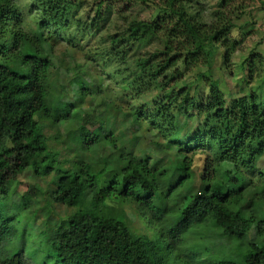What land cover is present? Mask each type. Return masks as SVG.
<instances>
[{
  "label": "trees",
  "instance_id": "trees-1",
  "mask_svg": "<svg viewBox=\"0 0 264 264\" xmlns=\"http://www.w3.org/2000/svg\"><path fill=\"white\" fill-rule=\"evenodd\" d=\"M116 1L101 0L92 29H106ZM125 1L130 12L145 8L153 19L121 16L124 27L103 38L96 58L123 84L125 106L106 98V111L95 114L85 107L100 85L66 74L56 83L59 68L44 46L53 50L49 42L72 27L80 6L33 0L39 24L29 33L15 3L0 0L1 37L13 24L0 60V251L17 234L18 216L39 222L28 194L8 204L20 177L32 176L46 184L43 198L71 211L55 220L51 205L40 209L57 264H264V173L258 184L248 177L264 156V57L245 60L250 89L232 101L212 69L220 50L231 68L241 48L233 38L239 21L264 0H219L213 11L204 10L206 0ZM198 67L210 76L186 82ZM66 82L76 98L67 107ZM49 129L67 131L65 150L59 136L62 150L51 146ZM149 132L152 140L139 150ZM23 253L0 256V264H25Z\"/></svg>",
  "mask_w": 264,
  "mask_h": 264
},
{
  "label": "rangeland",
  "instance_id": "rangeland-1",
  "mask_svg": "<svg viewBox=\"0 0 264 264\" xmlns=\"http://www.w3.org/2000/svg\"><path fill=\"white\" fill-rule=\"evenodd\" d=\"M17 6L21 14V25L22 29L29 33H37L38 29V12L33 8V0H12ZM78 6H80L79 13L75 16L72 27L61 34V36L54 37L50 44L53 45V50H50V46L45 44V49L47 54L54 58L56 66L59 68V72L55 77L56 83L60 84L62 81V76L68 75L71 79H74L75 76H80L88 82L95 81L96 84L100 85V90L95 94L93 104L85 107V111L93 110L95 114L104 113L106 107L104 106L106 98H110L116 105L121 107L125 106V102L121 100V91L122 83L118 79L111 80L109 74L113 70L112 67H109L106 70V63L100 61V58H96L97 52H102L104 50L101 44L103 38H108L111 35H114L117 31V27L123 28L124 24L129 18H138L139 20H152V13L150 10L145 8H136L130 12L127 9V2L121 0L120 2L116 1V9L119 8L107 21L106 29L101 28V30H94L91 28L94 20L96 19V12L98 5L101 0H73ZM219 0H206L204 2L205 11L216 10V6ZM249 9L246 11L245 16L239 21V29L234 34L233 38L241 42L240 52L233 57V65L231 68H227L223 63V54L224 51L220 50L216 56V59L213 64V75L219 79L221 84V89L227 96V100H234L237 97H240L246 94L249 91V87L245 86L244 80L246 79V73L248 65L243 64L249 56L261 55L264 57V7L262 3L256 1L253 4H250ZM129 8V7H128ZM121 12V15L118 13ZM124 17L127 20L121 18ZM118 19V20H117ZM79 22V23H78ZM78 23V24H77ZM13 24H9V27L4 32L3 37L0 33V60H2V54L5 53L7 49L11 47L13 34L11 29H13ZM85 30V34L82 35L81 31ZM47 37L50 36V33L47 32ZM67 37L68 39H74L72 43L63 41L62 37ZM153 46V45H151ZM148 46L147 49L137 51V54H142L144 51L152 50L153 47ZM114 68V66H113ZM107 71L105 74L104 71ZM211 71V70H210ZM260 69L258 68V72ZM212 72V71H211ZM198 73H205L206 77H209V72L207 67H198L194 71L188 74L186 82H194L195 85L201 84L198 80ZM260 73V72H259ZM66 74V75H65ZM66 78H64L65 80ZM63 80V81H64ZM262 80H259L257 74H255V79L253 84H260ZM67 92L63 96V106L66 105L69 101H73L76 98L72 96L73 88L66 82ZM187 84V83H186ZM252 85V86H255ZM244 88L243 94H241L242 89ZM62 100V99H61ZM230 101V102H231ZM61 105V103H60ZM230 105V103L228 104ZM60 133L63 135H58L54 130L49 129L47 134L52 138L51 146L53 148H58L62 150L61 143H58L56 136H59L64 150L67 148L65 145L66 138L68 137L67 131L61 130ZM138 134H143L142 131ZM153 138L152 133L142 136L141 143L139 145V150L144 149L150 143ZM199 152L198 156L195 159L197 166H201V162L205 157ZM109 154V151L106 150L105 154ZM155 156L164 157L167 154L160 153L155 151ZM258 171L254 173H248V177L255 184L260 182L259 173H264V156L257 163ZM50 181V180H48ZM46 184L40 179H34L32 176L20 177L18 183L14 186L11 197L8 199V204L19 203L22 201V197L28 194L32 198V204L30 210H36L38 213V223L33 224V218L26 217L27 213L17 217L15 222V227L18 232L15 236H11L4 243L3 252L0 251L1 258L11 257L19 252L23 251V260L25 264H57L56 258L52 256V251L49 250L48 236L51 234L52 229L46 223V217L40 211V209H45L50 206V211L54 214L58 220L59 218L67 217L71 211L68 210L65 206H62L55 201L51 196L43 198L40 192L41 189H47ZM49 203V204H48ZM27 220L24 221V217ZM131 220V219H130ZM39 223L41 225H39ZM27 227L34 228L33 232H30V235L27 232ZM135 228L138 231L139 235H142L144 232ZM29 237L26 239L27 233ZM48 232V233H47ZM47 233V234H45ZM30 239V240H29ZM23 246H25L23 248ZM23 248V250H22ZM205 260L204 257H202ZM56 259V260H55Z\"/></svg>",
  "mask_w": 264,
  "mask_h": 264
}]
</instances>
